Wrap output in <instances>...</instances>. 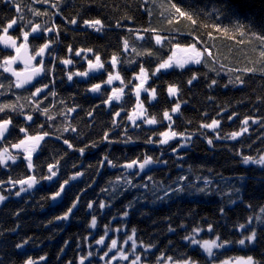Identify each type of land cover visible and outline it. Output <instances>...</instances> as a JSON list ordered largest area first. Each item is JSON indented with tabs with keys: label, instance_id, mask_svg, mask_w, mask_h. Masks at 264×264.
Instances as JSON below:
<instances>
[{
	"label": "trees",
	"instance_id": "trees-1",
	"mask_svg": "<svg viewBox=\"0 0 264 264\" xmlns=\"http://www.w3.org/2000/svg\"><path fill=\"white\" fill-rule=\"evenodd\" d=\"M172 4L192 18L176 13ZM17 6L21 13L16 12ZM17 16L23 17L17 26L27 31L29 20L41 25L42 32L56 26L52 31L54 42L58 41L57 57L47 68L55 70L53 75L63 71L65 66H59L63 60H71L77 52L90 53L109 64V76H120L113 81L114 89L123 91L107 109L101 102L94 105L87 96L79 97L74 106L67 105L69 91L57 89L53 80L47 81L51 88L44 89L41 100L31 97V90H9L5 103L17 107L15 111L5 109L2 113L7 116L0 117L11 119L0 150L7 148L16 160L0 166V195L5 197L0 201V264L29 260L33 264H111L113 257L119 259L118 264H127L115 248L109 251L113 239L123 247L124 233L133 238L142 264L184 260L222 264L249 256L264 264V165L242 162L244 156L258 159L264 155V58L260 55L264 51V0L0 2V25L7 26ZM73 18L77 23H71ZM96 19L103 27L94 33L95 28L84 22ZM177 45L195 47L201 52V62L191 68L173 66L157 72L158 65L179 49ZM5 53L0 50V62ZM141 66L147 75V91L139 96L145 113L142 119L130 120L138 107ZM0 81H8L1 70ZM169 87L177 89L175 95H169ZM177 104L178 111L171 112ZM165 111L171 120L164 118ZM28 115L31 121L25 119ZM153 117L157 123H145ZM213 119L219 121L216 128L201 127ZM245 119L247 131L241 132ZM45 132L48 135L31 157L33 177L40 186L27 189L19 183L30 176L23 160L26 154L14 152L12 145L26 134ZM164 132L183 135L160 144ZM233 132L241 134L231 139ZM146 157L152 162L141 169ZM132 161L136 164L127 168ZM49 165L56 176L46 179L51 175ZM21 187L25 191L17 196ZM58 191L61 197L53 199ZM69 208L67 219H57ZM253 231L254 243L237 242ZM193 236L197 241L216 240L222 246L209 256L192 245ZM101 237V245L107 247L99 249L95 244ZM88 254L94 261L86 262V257L91 258Z\"/></svg>",
	"mask_w": 264,
	"mask_h": 264
},
{
	"label": "snow or ice",
	"instance_id": "snow-or-ice-1",
	"mask_svg": "<svg viewBox=\"0 0 264 264\" xmlns=\"http://www.w3.org/2000/svg\"><path fill=\"white\" fill-rule=\"evenodd\" d=\"M0 2H3V0H0ZM8 2L11 3H15L16 0H8ZM45 3L48 2V0H44ZM53 7H56V5L54 4ZM171 8L174 9V11L176 13H179L181 16H184L188 19H191L192 17L189 16L188 13L184 12L181 10V8H179L177 5L172 4ZM30 11L33 12V15L39 16L41 15L40 12L38 11H34L32 9H29ZM16 12L17 13H21L22 12V8L20 6L16 7ZM23 19V17L21 16H17V18L12 19L7 26H2L0 25V29H2L3 35H0V44H4L6 47H10L13 48L16 52L15 56H9L6 57L3 60V63L0 64V67H3L4 72H11L13 76L16 77V82H15V87L16 88H21L23 87L25 84L30 83L34 77L39 76L42 72L45 71L43 65H44V61L43 59H41L39 61V66L37 65H33L32 61L36 58V56H27V49H28V39L30 34H37L41 31V25L39 24H35L32 21H27V26H30V32L25 30L24 27L21 28V34L23 36L24 39V43H21L19 45H17V40L15 38H13V36L9 35V30L13 29L14 25H17L21 20ZM71 23L75 24L77 23L76 19L73 18L71 20ZM88 27L91 28H95L97 31L100 30L101 27H103L102 22L99 19L93 20V21H85L84 22ZM56 26L53 25V28H45L43 29L44 34L46 35L48 32H51ZM33 38H38L37 36H34ZM142 38V37H141ZM156 39V43L160 44L161 43V37L159 35H157L155 37ZM262 40H264V37H261ZM49 47V43L45 42L38 50V52L36 53L37 56H41L43 57L45 50ZM125 49H127L128 47V43L127 41H125L124 44ZM177 48H179V45H177ZM183 51H188V50H184ZM69 51H71V48H69ZM89 51H91L89 49ZM191 55L186 56L184 58L181 59H174V55L170 56L167 60L163 61L162 63H160L158 65V68L156 69V71H160L161 69H167L171 66H173V64H175L177 67L183 68L185 64L191 62V63H196L199 64L201 62V52L197 51L195 47L191 48ZM151 54V53H149ZM76 55H80L79 52L76 53ZM261 57L264 58V51H262L260 53ZM17 60H20L21 62L24 63L25 67L22 71H15L12 69L11 65L13 63H15ZM63 64L68 65L71 64L72 61L71 60H63L62 61ZM117 64V57L114 55L112 58V65L115 68ZM103 67V65L100 63V58L97 56L96 58V63L93 64L91 61L89 62V69H96V68H101ZM246 71H254V69L252 68H248L246 69ZM88 73L87 72H77L74 75H79V76H86ZM155 73H153L154 75ZM73 78V74H69L68 75V80H72ZM120 76L119 75H110L108 78L107 83L111 84L113 80H119ZM137 79H140V84L137 86V91H136V96H137V102H138V108L140 109V111L138 113H135L133 115L129 116L130 120H134L136 118V116L139 115H143L145 113V110L143 109L142 105H140L139 102V96H140V89L143 88L144 86V81L147 79V75L145 73V69L143 66H141L140 69V76L137 77ZM196 79V76L193 75L192 80ZM192 80H189V83L192 82ZM237 82L242 83V81L240 80L239 77H237ZM213 83H216V81H213ZM0 87H2V85H0ZM48 88L47 84H43L40 87H36L35 91L31 93V97H36L38 94L43 93L44 89ZM100 88V85H94L90 91L92 92H96L98 91ZM145 91H147V89H144ZM123 89H113V96L109 97V100H112L113 98H115L116 100L120 99V94L122 93ZM169 95H175L177 92V89L175 87H169L168 89ZM53 95H55V93H53ZM151 95H154V90L153 93H151ZM105 103H107V101H105ZM16 104H0V112H4L5 109H10L15 111L16 110ZM22 107V106H21ZM180 105L177 104L175 107H173L171 109V112L175 113L178 111ZM45 112H47V110H44ZM69 111H72L71 109H69ZM89 115H91V113H89ZM117 115H119V113H117ZM164 118L171 120V117L169 115L168 111L164 112ZM49 119H52L51 116L48 117ZM26 120L31 121L33 118L31 115H28L25 117ZM231 119V117H230ZM255 122V121H253ZM11 123V119H5V120H0V138L4 137L5 132L8 130V126ZM145 123L151 125V124H155L157 123V120L155 117L150 118V119H145ZM242 123L245 125L244 128L241 129V132L247 131V124H248V120L245 119L244 121H242ZM219 125V121L216 119L212 120L211 124H205V125H201V127H206V128H216ZM138 126V125H137ZM68 129L66 128L65 131H67ZM73 131H75V129H72ZM21 132H25L26 133V129L21 128L20 129ZM241 132H233L231 133L230 138L231 139H235L236 137H238ZM48 133H43V135H35V136H29L26 134V138L21 140L18 144H14L12 145V147L17 148V149H23V151L26 153V159L28 161V168L31 169L33 167L32 164V154L34 152H36L37 150V146L40 145L41 141L44 139L45 136H47ZM163 139H161L159 141L160 144H166L168 143V141L170 139H172L174 136L177 135H183L182 133H176V132H164L160 134ZM105 139H107V134H105ZM149 142H151V138H149ZM65 144H68V147L71 148L72 144H70L68 142V140H64ZM209 144L212 143L211 140L208 141ZM81 153H83L84 149H80ZM173 151H175V149H173ZM6 160H12L13 162H15L16 157L11 155L8 152L7 148H4L2 150H0V166L5 164ZM105 161H107V163L111 164V161L107 160V157H105ZM152 162V158L150 157H146L143 162L139 165V167L141 169H143L145 167V165L149 164ZM242 162L244 164H248V163H253V164H259V165H264V155H260L259 158H253L251 156H244L242 158ZM103 163V162H102ZM136 164V161H132V163L128 164L126 167L127 168H132L133 165ZM49 171L51 172L50 176L45 177L46 179H51L52 177L56 176V172L52 171V166L49 165ZM77 175H79V173H77ZM241 180L244 179V177H240ZM19 183L21 184H25L27 183L28 187L31 188L32 185L34 183H36V180L34 177H29L28 180H21L19 181ZM68 181H65L64 184H67ZM129 183H131L129 181ZM206 183H208L206 181ZM64 184L61 185V190H63L64 188ZM25 189L23 187L20 188V191L16 193L17 196L20 195L21 192H24ZM176 191H180V189H176ZM199 191L203 192L204 189H199ZM237 191H239V189H237ZM60 196V192H56L55 195L53 196V199H55L56 197ZM5 199L4 196L0 195V201H3ZM73 207H75V204H73ZM89 208L92 207V204L89 203L88 205ZM101 208L104 207V204L100 205ZM72 211L71 208H69L68 212L64 214L63 217H57V219H67L68 218V214ZM224 210L221 209V212H223ZM261 211H264V207H262ZM124 215H127V212L124 213ZM257 219H259V217H257ZM96 224V220L95 218H93L92 220V226H95ZM240 227H244V225H240ZM209 230H211V225H209ZM194 232H199V229H193ZM256 237V233L255 231L252 232L251 235L245 237V239H240L239 241H237L239 244L244 245L245 244V240H247L249 243H252L255 240ZM129 240L132 239L131 236L128 237ZM185 239H189V237H185ZM104 242V237H101L100 240H97L96 243L97 244H101ZM191 243L192 244H197L199 243L200 247L204 249L205 252L208 253L209 256H212V249L213 248H217V247H221L222 245L217 244L216 240H203V241H197L195 238H191ZM227 243V241L225 242ZM117 245V241L115 239L112 240L111 242V246L109 247V251H111L113 248H116ZM17 247L19 248L20 245H17ZM133 247H135V244H133ZM108 253H105L104 256H107ZM41 259H43V257H41ZM101 259H104V257L102 256ZM113 259H115V257H113ZM121 259H127L126 256H124L123 254H121ZM140 256H137L136 259L134 261H132V264H137V262L140 260ZM168 259H171V257H169ZM240 264H257V262L253 261V258L251 256L247 257V259H243V258H238ZM26 264H33V262L31 260L27 261ZM81 264H83V261H81ZM110 264V262H109ZM179 264H190V262L188 260H184L182 262H179ZM191 264H195L194 261L191 262ZM222 264H228V261H224L222 262Z\"/></svg>",
	"mask_w": 264,
	"mask_h": 264
},
{
	"label": "flooded vegetation",
	"instance_id": "flooded-vegetation-1",
	"mask_svg": "<svg viewBox=\"0 0 264 264\" xmlns=\"http://www.w3.org/2000/svg\"><path fill=\"white\" fill-rule=\"evenodd\" d=\"M31 30H29L30 32ZM9 35L13 36V38H15L17 40V45L24 43V39L23 36L21 34V29L17 26L14 25L13 29L9 30ZM0 35H3V32L0 33ZM54 33L52 31L51 34H44V32L40 31L39 33H37V37L38 38H33L32 34H30L29 39H28V49H27V55L28 56H36V58L32 61L33 65H37L39 66V61L41 59H43L44 61V69L45 71L42 72L43 76L42 78L37 81L35 83V85L29 89H27L26 91L31 90V92H34L36 87H40L43 84H46L47 81L46 80H53L54 83L58 86L57 89L61 88V87H65L69 93H70V102H66L67 105H76L77 104V99L79 97L84 98L85 96H87V99H90V102H92L94 105L101 102L102 105H104L107 109L110 108L111 103H117L118 100H116L115 98H113L112 100H109V97L111 96V94L113 93L114 89V80L112 81L111 84H108V78H109V71H108V67L109 64L107 62H101L100 63L103 65V67L101 68H96V69H92L91 71H88L89 68V62L91 61L93 64L96 63V59L94 58V56L90 53H83L81 52L80 55H74L73 58H71L72 63L65 65L60 63V67H63V71L57 76L56 74L53 75L55 72V70L53 68H48L49 65H51V63L53 64L54 61L56 60V53H52L53 48H57L54 47V39L55 36H53ZM48 42L49 43V47L45 50V53L43 55V57H39L37 58L36 53L38 52L39 48L45 43ZM4 45V44H3ZM0 50L5 53L4 59L6 57L9 56H15L16 52L13 48H9L8 50L4 49V47L2 46V44H0ZM58 51V49H57ZM59 52L62 53V49L59 50ZM178 58L177 59H181L184 58L182 56H180L178 53H176ZM53 55V56H52ZM187 56L190 55L189 53L186 54ZM3 59V60H4ZM3 60L0 62V64L3 63ZM25 66H16L14 67L15 71H22L24 69ZM174 67H177L176 65ZM178 68V67H177ZM0 70L2 71L3 74V67H0ZM52 70V75L50 74V71ZM77 72H87L88 74L86 76H79V75H74ZM69 74H73V78L72 80H68V75ZM3 76H5L3 74ZM7 77V76H6ZM8 81L6 82H2L0 81V85H2V87H0V104H7L6 102V98L8 97V94L10 93V89H14L15 88V82L11 79L8 78ZM96 83V84H95ZM145 84V81H144ZM94 85H100V88L98 91L96 92H92L90 91V89L94 86ZM9 91V92H8ZM44 92V91H43ZM62 92V91H61ZM78 94L80 96H78ZM68 95V94H67ZM121 96V95H120ZM37 100H41L45 98V95H43V93L38 94L37 97H34ZM88 99V101H89ZM105 101H107V103H105ZM137 109L135 110L136 112H138L139 108L136 107ZM5 112H7L5 110ZM132 115V114H131ZM7 116L6 113H2L0 112V117H5ZM61 197L58 196V198ZM119 263V259H113L111 261V264H118Z\"/></svg>",
	"mask_w": 264,
	"mask_h": 264
},
{
	"label": "rangeland",
	"instance_id": "rangeland-1",
	"mask_svg": "<svg viewBox=\"0 0 264 264\" xmlns=\"http://www.w3.org/2000/svg\"><path fill=\"white\" fill-rule=\"evenodd\" d=\"M93 32L94 33H97L98 31L96 30V29H94L93 30ZM56 38H58L57 36H56ZM56 46H58V41H57V43H54V47H56ZM57 50V49H56ZM185 50H188V51H183V50H178V49H175L174 51H173V53L170 55V56H173V54L175 53H178L180 56H183V55H186V54H191V49L189 48V49H185ZM52 53H53V55H54V53H55V48H53V51H52ZM52 55V56H53ZM173 66H175L174 64H173ZM173 66H171V67H169V68H167V69H171ZM46 81H50V80H46ZM146 82V81H145ZM145 85V84H144ZM49 88H51V85H49L48 86V89ZM145 86H143V88H141L139 91H140V93H143V92H145ZM140 111V109L138 110V112ZM138 112H134L133 114H135V113H138ZM132 114V115H133ZM138 118H140V119H142V115H139V116H136V118L135 119H138ZM13 151L14 152H21V153H25L24 151H23V149H17V148H14L13 147ZM26 154V153H25ZM33 154H35V152L33 153ZM32 154V155H33ZM7 161V160H6ZM143 169H145V168H143ZM24 186L26 187L27 186V184L25 183L24 184ZM27 189H29L28 187H26ZM32 190V189H31ZM197 234V233H196ZM128 237H129V235L127 234V233H124V235L122 236V239H123V244H122V248H120V247H118L117 245H116V248H115V251H116V253H117V256H119V254H120V256H119V258L121 259V254H123L124 256H126L127 257V259H124V260H127L128 262H127V264H132V261H134L135 259H136V257H137V255L135 254V251H134V249H135V247H133V244H134V241H133V238L131 239V240H129L128 239ZM192 238H195L196 239V237L195 236H193ZM191 241V240H190ZM255 241V240H254ZM254 241L252 242V243H254ZM245 242L246 243H248L249 244V242L247 241V240H245ZM102 244V243H101ZM101 244H95V245H97V247L99 248V249H101L102 247H107L106 245H101ZM192 245H194V244H192ZM197 245H198V247L201 249V250H204L203 248H201L200 247V245H199V243H197ZM125 247V248H124ZM125 249H126V253H125ZM215 249H218V247L217 248H213L212 249V252H213V250H215ZM207 253V252H206ZM87 256H89V257H91V258H88V257H86V262H88V261H94V259L92 258V256H90L89 254L87 255ZM239 263V261H237V262H234V263H232V262H228V264H238ZM137 264H142L141 263V261L139 260L138 262H137Z\"/></svg>",
	"mask_w": 264,
	"mask_h": 264
},
{
	"label": "water",
	"instance_id": "water-1",
	"mask_svg": "<svg viewBox=\"0 0 264 264\" xmlns=\"http://www.w3.org/2000/svg\"><path fill=\"white\" fill-rule=\"evenodd\" d=\"M52 33V31L51 32H48L47 34L49 35V34H51ZM32 36L34 37V36H37V34H32ZM2 46L4 47V49H6V50H8V47H6L5 45H3L2 44ZM10 48V47H9ZM191 55V54H190ZM28 56V55H27ZM189 56V55H188ZM39 57H41V56H37V58H39ZM174 59H177V55L175 54L174 55ZM189 64H192L191 62H189ZM175 65V64H174ZM16 66H25L24 65V63L23 62H21L20 60H17L15 63H13L12 65H11V67H12V69L14 70V67H16ZM88 71H91L89 68H88ZM3 74L5 75V76H7L8 78H11L14 82H16V77L15 76H13L12 75V73L11 72H4L3 71ZM42 76H43V73H41L39 76H36V77H34L33 78V80L30 82V83H28V84H25L23 87H21V88H16V90L18 91V92H21V91H24V90H27V89H29V88H31V87H33L34 85H35V83L37 82V81H39L41 78H42ZM38 96V95H37ZM36 96V97H37ZM10 127H11V124H9V126H8V130L5 132V134H4V137L3 138H0V144H2V142L7 138V136H8V133H9V130H10ZM23 160L25 161V162H28L27 161V159L24 157L23 158ZM31 160H32V158H31ZM29 177H33V167L30 169V173H29ZM26 180H28V179H26ZM27 184V183H26ZM40 186V184L39 183H34L33 185H32V187L31 188H29L28 187V185H27V187L29 188V189H36V188H38Z\"/></svg>",
	"mask_w": 264,
	"mask_h": 264
},
{
	"label": "bare ground",
	"instance_id": "bare-ground-1",
	"mask_svg": "<svg viewBox=\"0 0 264 264\" xmlns=\"http://www.w3.org/2000/svg\"><path fill=\"white\" fill-rule=\"evenodd\" d=\"M182 49H189V48H179L178 50H182ZM177 55V54H176ZM187 55H183L182 57H186ZM202 57V56H201ZM177 58H178V56H177ZM198 64H196V63H192V64H189V63H187V64H185L184 65V68H191V67H195V66H197ZM179 68V67H178ZM230 80V79H229ZM231 81V80H230ZM234 82V81H233Z\"/></svg>",
	"mask_w": 264,
	"mask_h": 264
}]
</instances>
